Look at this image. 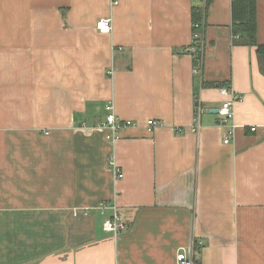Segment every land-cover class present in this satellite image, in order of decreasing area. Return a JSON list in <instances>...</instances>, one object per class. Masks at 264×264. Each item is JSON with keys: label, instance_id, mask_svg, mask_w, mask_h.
Instances as JSON below:
<instances>
[{"label": "crops", "instance_id": "0c3cea01", "mask_svg": "<svg viewBox=\"0 0 264 264\" xmlns=\"http://www.w3.org/2000/svg\"><path fill=\"white\" fill-rule=\"evenodd\" d=\"M201 82L237 98L230 145ZM111 101L134 123L115 143L96 129ZM194 241L196 264H264V54L234 36L233 3L0 0V264H177Z\"/></svg>", "mask_w": 264, "mask_h": 264}, {"label": "built area", "instance_id": "2783aa9c", "mask_svg": "<svg viewBox=\"0 0 264 264\" xmlns=\"http://www.w3.org/2000/svg\"><path fill=\"white\" fill-rule=\"evenodd\" d=\"M206 1V0H205ZM233 2L234 0H230ZM194 29H200L201 25L199 24H193ZM96 30L98 33L103 35H109L113 31V24L111 18H103L97 21L96 23ZM200 38V35H193V41L194 38ZM189 54L192 56L196 54L197 48L193 45L187 50ZM109 75H113V70L108 72ZM195 75H199V70H194ZM220 94L222 97H224V100L218 109V116L220 119V125L227 128L226 134L224 136V144L230 145L234 141L236 129H237V123L235 122V103L237 98L234 96V92L232 89L224 87L220 88ZM106 110L108 112V116L106 118V121L103 123H100L96 126V129L99 130H106L110 134L107 136V140L115 143L120 139V135L123 131H125L127 128L134 126V123L132 121H126L121 120L118 118V116L114 112V105L113 102H109L106 106ZM201 115L202 111L201 108L197 109L196 112V119L194 120V126L192 128V131H196L198 128H200L201 125ZM157 126L156 121L150 120L147 122V129L148 132L152 133ZM251 131L255 132L256 129L252 128ZM113 165V163H112ZM116 174L118 175V178H122V173L116 169ZM113 216L106 219L104 223V230L107 233H110L114 238L119 237L125 230V223L123 220V217L120 213V211L117 209V207H113ZM196 244L202 247V243L198 241H194L185 251H182L177 256V264H196L194 260L195 255V249Z\"/></svg>", "mask_w": 264, "mask_h": 264}, {"label": "trees", "instance_id": "16d2710c", "mask_svg": "<svg viewBox=\"0 0 264 264\" xmlns=\"http://www.w3.org/2000/svg\"><path fill=\"white\" fill-rule=\"evenodd\" d=\"M209 0H206V6ZM233 33L234 36H240L242 42L249 47H257L259 54H264V45H258L256 38V0H234L233 2ZM193 20L195 24L201 25L203 9L194 8ZM202 31L200 29H194L193 35H200ZM193 45L197 48V52L193 55L195 70H199L200 73L203 69L202 50L204 47V38L200 35V38H194ZM190 48V47H189ZM189 54V53H188ZM200 75V74H199ZM198 76V75H196ZM203 87L212 86L229 88V84H206L201 82ZM202 247L197 246V250Z\"/></svg>", "mask_w": 264, "mask_h": 264}, {"label": "water", "instance_id": "95a60500", "mask_svg": "<svg viewBox=\"0 0 264 264\" xmlns=\"http://www.w3.org/2000/svg\"><path fill=\"white\" fill-rule=\"evenodd\" d=\"M214 113H215V114H218V110H215Z\"/></svg>", "mask_w": 264, "mask_h": 264}, {"label": "rangeland", "instance_id": "374dc122", "mask_svg": "<svg viewBox=\"0 0 264 264\" xmlns=\"http://www.w3.org/2000/svg\"><path fill=\"white\" fill-rule=\"evenodd\" d=\"M197 246H199L198 244H196V248H197ZM200 247V246H199Z\"/></svg>", "mask_w": 264, "mask_h": 264}, {"label": "bare ground", "instance_id": "6f19581e", "mask_svg": "<svg viewBox=\"0 0 264 264\" xmlns=\"http://www.w3.org/2000/svg\"><path fill=\"white\" fill-rule=\"evenodd\" d=\"M195 260V259H194ZM195 263H196V261H195Z\"/></svg>", "mask_w": 264, "mask_h": 264}]
</instances>
